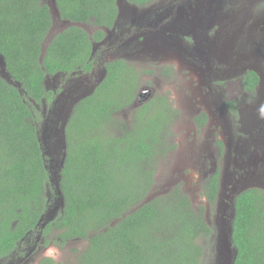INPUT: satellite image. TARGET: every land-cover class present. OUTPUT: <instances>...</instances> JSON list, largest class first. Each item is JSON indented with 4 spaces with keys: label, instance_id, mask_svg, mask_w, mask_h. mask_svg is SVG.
<instances>
[{
    "label": "trees",
    "instance_id": "1",
    "mask_svg": "<svg viewBox=\"0 0 264 264\" xmlns=\"http://www.w3.org/2000/svg\"><path fill=\"white\" fill-rule=\"evenodd\" d=\"M151 1L129 0L137 6ZM116 2L56 0L61 20L99 28L114 25ZM54 23L46 0H0V55L12 80L21 85L20 90L0 76V259L12 260L29 233L48 236L58 230L63 245L88 240L79 264H203L199 241L213 229L182 187L148 200L160 161L177 148L168 131L181 114L163 94L133 109L141 82L131 62L106 64L103 81L75 105L66 126L59 188L52 181L53 155L48 152L61 136L62 115L57 92L48 90L47 83L62 74L90 73L92 42L103 35L98 31L91 38L85 28L71 25L51 37ZM240 23L243 42L254 46L250 23ZM259 84V73L248 71L242 86L253 102L261 97ZM240 101L227 103L237 118L242 116ZM126 112H132L128 120L118 118ZM246 114L263 132L264 107L249 104ZM52 119V134L43 135L42 121ZM194 121L200 131L208 115L201 112ZM218 147L224 153L223 142ZM247 149L251 157L256 155L253 175L264 176V154L258 153L264 145ZM221 172L218 168L204 185L211 205L219 199ZM53 191L54 201H60L55 218L48 211ZM234 205L230 219L235 264H264V190H244L235 196ZM41 264L55 263L46 258Z\"/></svg>",
    "mask_w": 264,
    "mask_h": 264
},
{
    "label": "rangeland",
    "instance_id": "2",
    "mask_svg": "<svg viewBox=\"0 0 264 264\" xmlns=\"http://www.w3.org/2000/svg\"><path fill=\"white\" fill-rule=\"evenodd\" d=\"M253 1L254 0H239L245 9H255L259 13L262 12L264 10L263 5L259 8L258 5H253ZM46 2L50 4V0H46ZM154 3L157 5L156 8L165 9L173 6L175 10L185 14L182 8L187 3V0H155ZM208 9V7H204L202 14H206ZM145 10L146 9L141 11L145 13ZM140 14L141 13L138 11L137 15ZM221 15L223 21L227 22L228 18L226 17V11H223ZM186 17L188 16L184 18ZM138 18L140 17H137V19ZM163 24L164 22H161L158 25L163 27L164 31H166V25ZM61 29L62 25L60 27L55 26L50 36L52 37ZM158 29L157 26L154 27V31ZM257 30L260 31L258 35V44L261 52V48L264 47V21L257 25ZM155 33H153V35L152 33L150 34L149 38H151V40L156 38L157 34ZM166 40L169 41L167 38ZM143 41L144 53H141L139 57L135 54L134 56H130V54L127 56V60L139 71L141 82L133 109L138 107L140 94H142V96L152 95L146 102L155 95L163 94L168 98L170 104L178 109L181 114L174 120L168 131L170 142H174L177 148L168 153L166 157L160 161L161 164L159 163L160 165L157 170L155 186L148 200L164 195L180 185L182 190L190 197L193 208L198 213L204 215L206 222L213 229L210 237H203L199 241L203 247V264H219L218 249L221 246L222 233H224L222 232L223 225L225 223L227 225V222L229 224L231 199L242 182H245L244 184L248 189L258 184L261 185L256 188L264 187V183L258 177H251L248 179L249 181L237 182L240 180L239 178H237L235 182L232 181V175H236L235 168H233V160L235 159L231 157L229 153H226L220 161V167L222 168L221 180L224 185L222 193L214 205H211L207 200L204 194V185L217 168L219 160L218 142L221 140L231 149L237 150L235 146L236 142H238V139L241 142L243 140V137L240 135V128L246 131L253 130L252 122L247 119L246 109L249 104H253L254 108L264 107V84L259 88L257 93L261 97L255 102L251 101L250 96L244 94L240 82H235L225 88L226 92L224 91V98L226 101H239L240 97L242 98L243 102H239L242 106V109H240L242 116L237 118L234 114L232 115L231 112L229 113L223 101L220 100V102L216 104L217 101L210 99L209 95H207L204 90L205 85L203 84H206L205 79L203 77L201 79L199 70H196L195 65L185 59L184 55H182L179 50L175 51L173 47L166 48V50H162L163 48L152 49V47H154L153 43L147 40ZM178 46L176 47L180 48ZM147 47L150 50H148ZM256 53L257 56H259V52L256 51ZM148 54L156 55L148 60ZM261 61H263L262 52L258 67L264 76V63ZM170 67L174 71L173 76L164 74L165 72L163 69ZM64 75L65 74L58 75L56 78L53 77L48 81V88L57 91V98L67 95L71 88L75 89V87L79 85L77 81L80 80V77L84 76L83 73L68 77ZM94 78L93 76L88 78L91 87L93 85L92 83L97 82L99 77H97L95 82ZM61 90L62 92H60ZM67 98L68 97H65L61 101L59 107L60 114H63L64 110H67V108L70 115L73 112V108L68 107L69 104L71 105L73 102H64ZM40 111L42 110L40 109ZM202 111H207L211 119L209 124L199 131L195 125L194 118ZM131 115L132 112H126L125 116L121 114L118 118L128 120ZM46 122V120H43L41 123L40 127L42 128V133L43 135L52 134L51 123L48 122L46 124ZM60 123L61 121L58 119V127L61 125ZM57 149H55V151L60 153ZM49 151H51L50 154L53 155L49 167L53 173L52 181L55 183L61 168V159H59L60 156L57 158V153H55L54 150L51 149ZM261 152L264 154V151H258V153ZM250 168H254L253 162L246 165V170H244L245 173ZM56 173L57 175H55ZM259 176L264 181V177L261 175ZM226 182L228 183L225 184ZM50 196L53 202L55 196L54 191L50 192ZM59 203L60 201L57 199V201L55 200L53 205L48 208V211H50V214H52L54 218L59 211ZM47 219L49 218L47 217ZM37 232L38 234L34 238H29L27 236L31 239L30 241H27L28 238L26 237L24 240L25 242L19 244L18 251L15 252V258L13 260L3 259L0 263L39 264L41 259L51 257L59 261V264H78L79 254L87 246V241L71 242L67 245H63L57 238L60 231L53 230L48 236H43L39 231ZM24 245H26L25 248L23 247Z\"/></svg>",
    "mask_w": 264,
    "mask_h": 264
},
{
    "label": "flooded vegetation",
    "instance_id": "3",
    "mask_svg": "<svg viewBox=\"0 0 264 264\" xmlns=\"http://www.w3.org/2000/svg\"><path fill=\"white\" fill-rule=\"evenodd\" d=\"M154 2L155 0H152L148 4L137 6L135 4H131L129 0H117L116 5L118 7V15L112 27L99 28L80 24V27L85 28L89 32L91 38L98 34V31H102L103 35L99 40H93L92 42L93 45L90 58L93 60L92 71L90 73L78 72V74H84V76L80 77V80L77 81V84L79 85L75 87V89L71 88L67 95L62 96L60 102L65 97H68L64 102L70 103L72 99L86 94L89 89V92L93 88L96 89L99 81L95 82V80H97V77H99L101 72L105 73L104 68L106 64L118 60L129 62L127 60V56L129 54L130 56H134L135 54L137 57H139L141 53L145 52L143 40L153 43L154 47H152V49L163 48L162 50H166V48L173 47L175 51L179 50L180 53L184 55L185 59L195 65L196 70H199L201 79L202 77L205 79L206 84L203 85H205L204 90L206 94L209 95L211 100L217 101L216 104L219 103L220 100L223 101L224 106L228 109L229 113L231 112V109L228 107L227 103L232 101H226L224 98L226 87L235 82H240L242 85L245 75L250 70L257 71L260 75V84L258 89L263 86L264 76L258 65L261 58V52L263 59L261 62L264 63V47L261 48L260 52L258 44V35L260 31L257 30V25L264 21V10L259 13L255 9H245L239 0H187V3L182 8L185 14H182L175 10L173 6L165 9L156 8L157 5ZM262 3H264V0L253 1V5H258L259 8ZM204 7L209 8L206 14H202ZM144 9H146L145 13L141 11ZM138 11L141 13L140 15H137ZM223 11H226V17L228 18L227 22L223 21V17L221 15ZM241 13L243 15H241ZM185 16L188 17L184 18ZM137 17L140 18L137 19ZM54 21V27H60L62 21L64 20L57 18ZM241 21L250 23L248 28H250V35L254 39V46L252 47H248L247 44L243 42V34L245 31H243L244 25H241ZM161 22H164L163 25H166V31H164L163 27L158 25ZM155 26H157V29L159 28L157 31H154ZM64 29L65 27H62L61 31ZM151 33L152 35L153 33L157 34V36L155 35L156 38L154 37L155 39L153 40L149 38ZM166 38L169 39V41H167ZM176 46L180 48H177ZM147 49L150 50L151 46L150 49L148 47ZM256 51L259 52V56H257ZM155 55L156 54H148V60H150ZM170 68L163 69L165 75H174L173 69ZM76 74L77 72L73 73V76ZM64 76L66 77V75ZM90 76L95 77V83H92V87L90 80L88 79ZM47 89L49 90L50 88L47 87ZM73 91L74 94L71 93ZM55 92L57 91L55 90ZM140 95L139 103H141V101L142 103L146 102L143 101L145 96H142V94ZM202 112H205L208 115V119L210 121V114L207 111ZM44 114L47 115L46 111ZM209 121L207 125L209 124ZM53 123L54 120H52L51 125H53ZM256 123L257 124H253L252 131H246L240 128V135L243 137V140L241 142L238 139V142H236L235 146L237 150L231 149L225 145L224 142V153H222V149L218 147L219 160L216 170L221 168L220 161L226 153H229L231 157L235 159L233 160V168H235L236 175H232V181L236 180L242 174H245L244 170H246V165L252 162V157L248 154L250 152L247 147L253 144L261 143L264 145V131H258L257 126L260 123ZM243 132H249L250 135L245 137L242 135ZM248 137H251L252 141L250 143H248ZM238 168L241 169L239 170ZM216 170L212 174H214ZM249 172L250 169L246 171V173ZM246 179H249V177H246ZM227 183L228 182L225 184ZM221 185L219 197L222 193L224 183L221 182ZM240 190L241 187L239 186L237 192ZM27 236L29 238H34L36 233H29ZM29 238L27 241L31 240ZM24 240L21 242L24 243ZM79 241H87L88 245V240L84 239L69 240L65 245L71 242L76 243ZM59 242L63 244L61 239H59ZM25 246L26 245L23 247L25 248ZM14 258L15 255L13 259ZM46 258L50 259L51 257ZM46 258L41 259L39 264H41ZM51 259L54 260L55 264H59V261H56L54 258ZM1 260L3 259L1 258L0 261ZM5 260L10 259L6 258ZM79 262L80 259L78 258V264Z\"/></svg>",
    "mask_w": 264,
    "mask_h": 264
},
{
    "label": "water",
    "instance_id": "4",
    "mask_svg": "<svg viewBox=\"0 0 264 264\" xmlns=\"http://www.w3.org/2000/svg\"><path fill=\"white\" fill-rule=\"evenodd\" d=\"M49 6L51 8V13H52V15L54 17V20L57 19V18H60L56 0H50ZM61 25H62V27H65V28H67V27H69L71 25L80 26V24H71L68 21H62ZM0 76L2 78H4L5 80H7L10 84H13L14 86H16L19 89L21 88V85L19 83L14 82L12 80V78L10 77V75L7 72V69H6L5 59L1 55H0ZM103 78H104V73L101 72L97 81H99V83H100L101 81H103ZM89 90L83 96L75 98V99H72L71 102H73V103L71 105L69 104L68 107H72L73 110H74L75 105H77L84 98H86L89 95L93 94V92L95 91V88H93L90 92H89ZM71 93L74 94V91L71 92ZM150 97H151L150 95L149 96L146 95L144 97L143 101H146ZM141 103H142V101H141ZM61 115H62V123H61L62 127H61V130H60L61 136L59 137L58 143H56L53 148H50V150L52 149V150L55 151V149H57V147H58L57 150H59L61 155L63 156L62 157L63 159L60 162V165H61V168H62V166L64 165L65 156H66V153L64 151H66V148H67L65 134H66V126H67V123H68L69 118H70V113L68 112V108H67V110H64L63 114L61 113ZM50 153H51V151H49L48 154L52 156V154H50ZM55 153L60 155L59 152L55 151ZM255 156L256 155H254L253 157H255ZM61 168H60V171H61ZM60 171H59V173H60ZM55 175H57V173ZM255 177H258V178L261 179V177L259 175H255ZM240 181H249V180L246 179V178H241ZM261 181L264 182L262 179H261ZM56 182H57V188H59L58 186H59V182H60V175H58V178H57ZM244 183L245 182L241 183V186H240L241 187V191L240 192L244 191V189L247 188V187H245L246 185ZM234 184H236V183H234ZM260 185L261 184H258V185L253 186V187H260ZM249 188H251V187H249ZM236 192H237V190H236ZM240 192L238 191L239 194H240ZM58 193L60 194V190H59ZM239 194H237V195H239ZM63 203H64L63 199L61 198V206H63ZM231 206L233 207V214H232L231 217L229 216V224L227 222V225H226V223L223 225L222 232H224V233H222L221 246L218 249V254H219L218 263L219 264H235V259H236V256H237V250L234 248L233 241H232L233 225H232L231 219H234V216H235V211H234L235 205H234V199L233 198L231 199ZM225 208H226V206H225Z\"/></svg>",
    "mask_w": 264,
    "mask_h": 264
},
{
    "label": "clouds",
    "instance_id": "5",
    "mask_svg": "<svg viewBox=\"0 0 264 264\" xmlns=\"http://www.w3.org/2000/svg\"><path fill=\"white\" fill-rule=\"evenodd\" d=\"M63 95H64V94H63ZM60 99H61V97L59 98L58 101H60ZM52 120H53V119H52ZM52 120H51V121L49 120V122L51 123ZM47 123H48V122H46V124H47ZM51 126H52V125H51ZM261 144H262V143H261ZM253 156H254V155H253ZM253 156H252L253 166H256V164L254 163V159H255V157H253ZM252 170H253V169L250 168V172H249V173H246V174H248V176H246V177L251 178V177H255V175H258V173H256V174L253 175L254 172H252ZM246 177H245V178H246ZM263 177H264V176H263ZM239 179H241V178H239ZM261 179H262V178H261ZM236 180H237V179H236ZM236 180H234V181H236ZM239 181H240V180H238L237 182H239ZM263 183H264V182H263ZM245 187H246V186H245ZM245 187H244V188H245ZM251 188H256V187H251ZM246 189H248V188H246ZM246 189H244V190H246ZM260 189H263V190H264V187H261ZM240 191H241V190H240ZM240 191H239V192H240ZM240 193H241V192H240ZM237 194H239V193L236 192V193L234 194L233 199L235 198V196H237ZM231 212H233V207H232V206H231ZM229 216H230V215H229Z\"/></svg>",
    "mask_w": 264,
    "mask_h": 264
}]
</instances>
